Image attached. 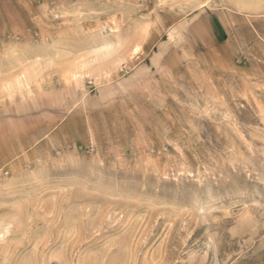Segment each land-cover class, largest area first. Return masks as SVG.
Segmentation results:
<instances>
[{
	"label": "rangeland",
	"instance_id": "374dc122",
	"mask_svg": "<svg viewBox=\"0 0 264 264\" xmlns=\"http://www.w3.org/2000/svg\"><path fill=\"white\" fill-rule=\"evenodd\" d=\"M0 264H264V0H0Z\"/></svg>",
	"mask_w": 264,
	"mask_h": 264
},
{
	"label": "bare ground",
	"instance_id": "6f19581e",
	"mask_svg": "<svg viewBox=\"0 0 264 264\" xmlns=\"http://www.w3.org/2000/svg\"><path fill=\"white\" fill-rule=\"evenodd\" d=\"M137 48H135L134 50L136 51ZM138 52V51H137Z\"/></svg>",
	"mask_w": 264,
	"mask_h": 264
}]
</instances>
